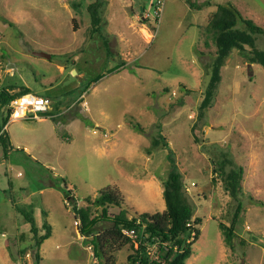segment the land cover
<instances>
[{"label":"rangeland","instance_id":"obj_1","mask_svg":"<svg viewBox=\"0 0 264 264\" xmlns=\"http://www.w3.org/2000/svg\"><path fill=\"white\" fill-rule=\"evenodd\" d=\"M155 1L0 0V93L25 89L58 104L38 114L41 123L8 119L5 128L8 106L0 108L9 138L7 151L0 147V264L35 263L23 220L30 214L41 233L51 225L39 264H100L78 233L73 204L99 218L87 199L109 188L128 218L161 213L173 168L201 220L185 264H264V68L233 50L201 110L216 50L208 18L230 4L264 31V0H187L194 8L164 0L154 17ZM255 40L246 53L264 49V35ZM159 136L167 147L151 145ZM236 167L243 175L232 199L220 175ZM118 212L108 207L97 230ZM131 253L129 245L114 251L115 264H128Z\"/></svg>","mask_w":264,"mask_h":264},{"label":"trees","instance_id":"obj_2","mask_svg":"<svg viewBox=\"0 0 264 264\" xmlns=\"http://www.w3.org/2000/svg\"><path fill=\"white\" fill-rule=\"evenodd\" d=\"M187 2V0H186ZM194 8V6L187 2ZM209 6L208 4H206ZM199 10V9H198ZM99 22V18L92 12L91 24L93 31ZM95 26V27H94ZM206 31L211 35L216 50L214 59L210 65V79L205 90V97L201 103V110L204 111L211 105L214 91L220 81V70L224 60L229 57L233 50L245 55L247 63L258 64L264 68V49L246 53V47H254L255 37L264 35L262 28L253 21L245 19L230 4L217 5L215 12L206 22ZM29 94L25 89H21L15 94L0 93V108H6L10 101L18 97ZM9 111L5 119H2L3 126L8 121ZM135 130V126H133ZM142 133L141 127H136ZM161 136L151 140L153 147L159 146V139L163 141L162 146L167 147V143ZM0 146L4 152L9 147V139L5 132L0 129ZM243 175L241 167L232 168L227 173L222 171L223 188L228 196L235 199L240 192V182ZM64 202L71 194L64 186ZM162 198L165 209L161 213H143L132 218L127 217V212L122 208L123 200L116 189L105 188L92 201L87 199L95 208H100V217L91 216L86 208H78L76 204L70 209L73 213L74 221L77 223V230L81 237L89 239L93 257L100 264H115L113 252L129 245L132 253L127 256L128 264H185V260L191 254V246L198 239L199 231L196 228L201 220L194 218V209L185 197L184 185L180 175L173 168L163 184ZM68 206V205H67ZM69 207V206H68ZM108 207L119 208L116 215L109 217L110 228L98 231L97 226L101 219H107ZM23 220L29 226L36 249L34 264L41 261L39 249L42 243L50 237V226L47 223L42 225V231L35 223L32 215L23 216ZM123 229L134 230L135 241L123 236ZM194 232L192 242H188L190 233ZM226 240L231 237L230 229L224 230ZM157 248L155 259H151L150 248Z\"/></svg>","mask_w":264,"mask_h":264},{"label":"built area","instance_id":"obj_3","mask_svg":"<svg viewBox=\"0 0 264 264\" xmlns=\"http://www.w3.org/2000/svg\"><path fill=\"white\" fill-rule=\"evenodd\" d=\"M164 0H156L153 7L154 17L159 16V11L163 5ZM51 108V102L48 99L33 96L30 94L18 97L10 101L8 105L9 111V122L21 121V120H37L38 114H43L49 112ZM7 123V122H6ZM6 125V124H5ZM5 125L3 128H5ZM95 133V131H93ZM193 186V184H191ZM67 203V202H65ZM122 235L128 239L135 241L136 233L134 230L123 229L121 231ZM194 237V232L190 233V238L188 242H192Z\"/></svg>","mask_w":264,"mask_h":264},{"label":"crops","instance_id":"obj_4","mask_svg":"<svg viewBox=\"0 0 264 264\" xmlns=\"http://www.w3.org/2000/svg\"><path fill=\"white\" fill-rule=\"evenodd\" d=\"M208 7H210V6H208ZM212 13V12H211ZM212 15V14H211ZM75 59V58H74ZM72 63H75V61H72ZM60 68V70H65L66 69V67H59ZM72 69H70V71H71ZM13 91H15V93H17L18 91H17V89L16 90H13ZM56 107H58V104L57 103H55V102H52V106H51V108H50V110H54ZM49 110V111H50ZM128 114V113H127ZM127 114L125 115V116H127ZM55 115H57V114H55ZM48 116V115H47ZM48 117H50V118H52V116L51 115H49ZM129 118H130V116H129ZM21 121H23L24 123H26V124H30L31 122H34V121H36V122H39V123H41L42 121H45V119L44 118H39V119H37V120H21ZM26 121H28V122H26ZM11 123H14V122H9V124H11ZM75 122H74V120H72V121H68L64 126H67V127H69V126H72L73 124H74ZM128 125L129 126H131V128L132 129H134L133 128V126L134 125H132V124H130V123H128ZM140 127H141V125H139ZM141 129L143 130V128L141 127ZM5 132H7V129L5 130ZM112 135V134H111ZM110 135V136H111ZM63 137H67V135H65V134H63L62 135ZM7 137H8V134H7ZM9 139V138H8ZM1 147V146H0ZM52 187V186H51ZM163 212V211H162ZM36 223V222H35ZM49 226H51L50 225V223L49 222H46ZM29 229V228H28ZM50 232H51V227H50ZM52 233V232H51ZM51 233H50V236H51ZM50 238V237H49ZM48 238V239H49ZM47 239V240H48ZM46 241V240H45ZM44 241V242H45ZM43 242V243H44ZM41 247V246H40Z\"/></svg>","mask_w":264,"mask_h":264},{"label":"water","instance_id":"obj_5","mask_svg":"<svg viewBox=\"0 0 264 264\" xmlns=\"http://www.w3.org/2000/svg\"><path fill=\"white\" fill-rule=\"evenodd\" d=\"M34 56L36 57H40V58H44V59H49L50 56L49 55H46L44 53H34ZM73 73L75 74V72L73 71Z\"/></svg>","mask_w":264,"mask_h":264}]
</instances>
